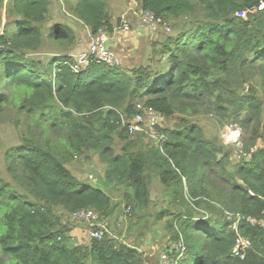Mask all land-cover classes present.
Returning a JSON list of instances; mask_svg holds the SVG:
<instances>
[{
	"label": "trees",
	"instance_id": "obj_1",
	"mask_svg": "<svg viewBox=\"0 0 264 264\" xmlns=\"http://www.w3.org/2000/svg\"><path fill=\"white\" fill-rule=\"evenodd\" d=\"M139 2L158 20L184 22L161 45L162 69L140 66L128 75L95 60L74 72L68 55L48 63L30 58L41 45L51 2L8 0L0 36V115L15 111L21 137L4 152L11 182L0 176V264H145L138 248L105 236L78 243L58 216L88 209L101 219L112 215L110 196L68 166L91 151L106 163V181L124 186L135 215L152 203L149 164L171 205L193 201L205 210L180 212L167 223L178 245L171 264H264V147L251 151L257 140L264 143V0ZM70 6L93 35L113 30L104 0ZM49 36L66 41L74 34L56 25ZM137 103L177 116L178 123L158 128L167 139H150L154 147L147 154L130 143L116 154L114 136L127 139L122 120L136 113ZM202 111L251 135L248 159L229 169L228 154L192 121ZM238 237L251 243L243 259L233 253Z\"/></svg>",
	"mask_w": 264,
	"mask_h": 264
},
{
	"label": "rangeland",
	"instance_id": "obj_2",
	"mask_svg": "<svg viewBox=\"0 0 264 264\" xmlns=\"http://www.w3.org/2000/svg\"><path fill=\"white\" fill-rule=\"evenodd\" d=\"M75 1L50 0L48 19L40 26L41 45L29 54L30 58L48 63L55 57L68 55L73 58L74 62H77L80 55L87 51L94 35L90 28L73 12L70 5H73ZM104 1L113 27L112 31L105 30L108 36L107 43L119 61L116 67L128 75H131L133 69L140 66L149 67L153 71L162 69L164 55L161 45L167 37L176 33L175 26L180 27L184 21L164 19L156 25H142L137 21L138 17L130 10L131 4L128 0ZM7 2L8 0H4L3 9L0 12L2 34L7 22ZM139 4L141 5L140 2ZM122 20L131 23L128 32L118 30ZM56 25L68 27L73 31L74 37L66 41H57L51 38L50 32ZM14 118L15 111L13 109L0 115V176L8 182L11 180L6 172L4 152L7 148L18 144L21 137V131L15 125ZM262 119L264 120V104ZM192 121L201 127L206 139L215 142L223 153L228 154L229 169L239 161L249 158L246 149L252 143L251 135L242 126L232 124L229 120L221 122L215 115L206 111L196 115ZM177 123V116L163 117L162 129H173ZM129 143L132 145L133 151L142 154H147L154 147V143L146 136H127V139L123 140L115 135L113 141L115 153H122V149ZM263 147L264 143L257 140L251 147V151ZM68 166L81 182L104 190L115 206L112 215L108 218L101 219L98 215L93 226L91 223L74 220L71 213L61 210L58 212L61 221L75 232V238L81 244H87L92 240L90 231H99L117 244L123 243L138 248L145 258V264H165L164 259L166 262H170V253L178 247L172 241L173 232L167 227V223L180 212L197 215L203 214L205 211L201 207L195 206L193 201H188L185 207L171 205L167 193L150 164L146 169V175L152 203L144 212H139V215L134 214L133 205L124 199V186L106 181L107 165L97 152H88L71 161ZM163 210L168 211V214L162 220H157V213ZM225 216L231 220L237 218L228 213H225ZM260 224L264 226V219L260 220Z\"/></svg>",
	"mask_w": 264,
	"mask_h": 264
},
{
	"label": "built area",
	"instance_id": "obj_3",
	"mask_svg": "<svg viewBox=\"0 0 264 264\" xmlns=\"http://www.w3.org/2000/svg\"><path fill=\"white\" fill-rule=\"evenodd\" d=\"M131 4V11L134 15L138 17V22L142 25H156L161 22L155 18V16L144 10L143 7L139 4V0H128ZM264 5L260 6V9ZM246 13H238L240 17H244ZM130 22L127 20H122L118 30L119 31H129ZM106 29H100L97 34H94L88 49L85 53L80 55V59L77 62H74L72 69L74 72H80L82 69L86 68L87 65L95 60L97 62H102L110 66L118 65L119 61L116 55L108 47V36ZM2 35V29H0V36ZM163 116L155 111L151 107H147L142 103L136 104V113L130 118L122 120L123 126L127 129L129 136L143 135L153 140L156 143H162L166 141V135L161 133L158 128H162ZM72 218L78 222L88 223L94 225L93 223L97 221L98 215L93 210H80L72 213ZM90 237L95 239H102L103 232L99 231H90ZM181 246V244H179ZM251 243L249 240L238 237L236 240V245L233 250L235 256L244 258L246 251L250 248ZM165 264H170L166 262Z\"/></svg>",
	"mask_w": 264,
	"mask_h": 264
},
{
	"label": "crops",
	"instance_id": "obj_4",
	"mask_svg": "<svg viewBox=\"0 0 264 264\" xmlns=\"http://www.w3.org/2000/svg\"><path fill=\"white\" fill-rule=\"evenodd\" d=\"M72 234H73V236H75V232L74 231L72 232Z\"/></svg>",
	"mask_w": 264,
	"mask_h": 264
}]
</instances>
